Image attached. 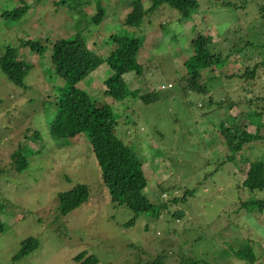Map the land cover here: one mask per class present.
Instances as JSON below:
<instances>
[{"label": "rangeland", "instance_id": "rangeland-1", "mask_svg": "<svg viewBox=\"0 0 264 264\" xmlns=\"http://www.w3.org/2000/svg\"><path fill=\"white\" fill-rule=\"evenodd\" d=\"M106 1L127 7L131 0ZM198 1L200 5L190 18L161 8L153 16L154 25L147 29L145 50L138 56L142 70L129 74L128 85L131 90L138 83L136 88L156 90L157 101L146 102L141 97L145 92H141L138 97L130 94L123 103L116 102L105 91L106 65L82 84L100 102L111 103L116 112L122 113L119 135L144 163L152 182L148 188L151 199L157 201L161 190L155 183L157 171L150 162H158L161 156L168 166L160 179L167 177L166 186L172 187L170 193L160 195L161 199L174 194L187 197L162 207L158 218L144 213L128 226L125 223L134 213L110 199L86 136H77L57 151L52 150L55 143L50 128H40L45 138L40 144L26 137L39 129L36 121L48 124V116L39 112V106L51 99L47 96L55 86L39 64L38 55L29 47H22L20 38H26L31 26L43 30L54 27L53 32L57 31L53 22L59 25L58 22L43 12L52 8L53 0H28L26 26L23 20L0 14V54L12 44L18 47L16 58L29 59L36 65L25 79L27 88L16 85L0 69V102L4 101L0 104V218L5 226L0 232V264H81L75 259L80 252H87L86 257L96 255L98 264H146L164 250L170 255L164 259L168 264H181L186 258L201 260L200 264H248L233 253L244 245L254 250V264H264V210L248 212L242 207L245 200L255 195L243 187V181L250 162L264 159V138L246 144L234 160H226L229 151L224 146L225 134L216 130L212 121V112L217 121L225 114L250 111L256 102L264 105V50L252 48V58L232 55L225 59L218 71L221 75L214 76V87L204 94L184 96L175 82L184 71L186 47L194 32L199 30L210 38L216 35L212 24L222 25L223 29L227 25L233 29L246 26L256 18V9L252 11L250 5L223 9L224 0ZM248 1L264 2L233 0ZM3 4L20 6L17 0H3ZM126 14L121 11L119 16L124 19ZM44 20L46 26L42 25ZM166 21H171L169 30L161 28ZM220 43L227 51L229 42L221 39ZM99 52L105 54L103 49ZM257 63L255 79L242 76ZM231 73L235 76L225 78ZM133 75L140 76L134 79ZM163 84L168 87L163 88ZM210 96L216 102L223 100L222 105L209 104ZM231 101L236 105L229 109L227 104ZM261 134L264 135V127ZM46 139L53 144H47ZM20 142L28 143L27 150L34 152L24 171L11 166V154ZM38 148L41 151L35 153ZM83 182L91 185L89 201L67 214L61 213L58 193ZM188 189L194 193L186 194ZM262 195L257 191V197ZM179 211L183 216L177 215ZM29 236L38 238L39 247L15 258ZM225 250L231 255L223 256Z\"/></svg>", "mask_w": 264, "mask_h": 264}, {"label": "trees", "instance_id": "trees-1", "mask_svg": "<svg viewBox=\"0 0 264 264\" xmlns=\"http://www.w3.org/2000/svg\"><path fill=\"white\" fill-rule=\"evenodd\" d=\"M17 2L20 6L8 7L3 4V0H0V14L14 20H23L26 26L28 20L24 16L30 8V2L28 0H17ZM199 5L198 0H131L127 7L119 2L115 4V2H104V0H53L52 8L43 12L58 22L59 25L53 22L57 31L53 32L54 27L43 30L30 25L31 32L25 34L26 38H20L22 47L27 46L31 52L38 55L39 64L46 69L48 79L53 81L55 86L50 92L52 94L47 96L51 99L44 100L39 106V112L48 116V124H40L36 121L37 125H40L39 129H34L30 135L27 134V139L40 144L45 140L40 128H50V135L54 138L55 144L49 139H46V143L53 144L52 150L57 151L61 146L70 145L72 139L77 136H86L90 140L100 166L102 183L108 188L110 199L117 205L127 206L134 213V216L125 223L127 226L132 225L144 213L158 218L162 207L168 206L170 202L186 200L187 197L180 198L178 194H174L167 200L161 199L162 193H170L172 189L166 186L167 177L160 179L163 170L165 171L168 166L162 162L161 156L158 162H155L157 160L150 162L157 171L155 183L161 190L157 201L151 199L153 196L151 193L149 196L148 188L151 187L152 182L144 163L131 145L119 135L121 128H118L122 125L120 121L122 113L116 112L111 103L100 102L83 87L86 85L82 84L91 73L102 65H106L108 74L105 80V91L116 102L123 103L130 94L138 97L141 92H145L141 97L146 102L157 101L156 90L149 92V89L136 88L139 83L135 89L131 90L128 85L129 74L134 71L140 73L142 70L138 56L145 50L147 29L154 25L153 16L161 8L175 10L182 16L190 18ZM247 5H250L254 12L256 9L257 15L255 19L245 23L246 26L238 24L239 28L233 29L232 25H227L223 29L222 25L212 24L211 27L214 28L216 35L210 38L199 30L193 33L186 47L188 56L182 65L184 73H180L175 80L184 96L201 95L212 89L214 76L221 75L218 71L223 61L230 56L244 55L247 59L253 56L252 48L264 50V2L254 4L249 1L240 3L224 0L221 7L223 9L230 6L242 8ZM121 11L127 12L124 19L119 16ZM46 22L47 20H44L42 25L46 26ZM166 27L170 29L171 21L161 24V28ZM177 34L179 33L177 32L173 37ZM221 39L229 42L227 51H224L225 48L220 43ZM154 45L156 44L153 43ZM101 49L105 54L99 52ZM17 54L18 47L8 44L5 51L0 54V69L16 85L27 88L25 79L36 65L29 59L16 58ZM258 65L257 63L252 69H247L242 76H245L247 80L255 79ZM139 76L131 77L135 79ZM234 76L235 73H231L225 78ZM33 98L35 101L38 100ZM252 101L251 104L254 103V100ZM208 102L221 106L223 100L216 102L213 96H210ZM256 104L257 106L250 111H243L240 115L225 114L218 117L217 121L212 112V121L216 124V130L219 128L226 137L224 146L229 151L226 160H234L236 153L246 144L264 138L261 134L264 127V105L261 106L257 102ZM234 105L236 103L232 101L227 104L229 109ZM125 123H128V120ZM216 130H214L215 133H217ZM9 143H14L13 139ZM27 146L28 143L20 142L11 154V158L14 159L11 163L13 169L24 171L28 167L30 162L28 158L34 152L27 150ZM40 151L38 148L35 153ZM90 186L84 182L77 183L71 189L59 192L61 213L67 214L88 202L91 196ZM243 187L255 195L245 200L242 207L248 212L263 211L264 159L250 162ZM257 191L263 192V195L257 197ZM191 193H194V190L186 191V194ZM177 215L183 216V212L179 211ZM4 230L5 226L0 218V232ZM39 244L37 237H27L15 258L29 254L37 249ZM225 251L223 256L231 255L228 250ZM233 253L248 264H254L257 259L249 245H244ZM86 254L87 252H80L75 259L81 264L100 262L96 255L86 257ZM169 256V252L164 250L157 258L149 260L146 264H168L164 259ZM200 262L201 260L195 258L191 260L186 258L181 264H200Z\"/></svg>", "mask_w": 264, "mask_h": 264}, {"label": "built area", "instance_id": "built-area-1", "mask_svg": "<svg viewBox=\"0 0 264 264\" xmlns=\"http://www.w3.org/2000/svg\"><path fill=\"white\" fill-rule=\"evenodd\" d=\"M169 85H170V84H169ZM162 87H163V88H167V87H168V85H165V84H163V85H162Z\"/></svg>", "mask_w": 264, "mask_h": 264}]
</instances>
